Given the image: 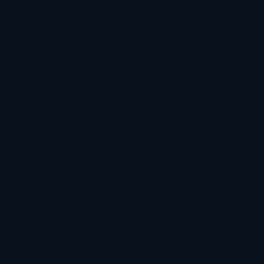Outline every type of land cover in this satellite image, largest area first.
Listing matches in <instances>:
<instances>
[{"label": "water", "instance_id": "water-1", "mask_svg": "<svg viewBox=\"0 0 264 264\" xmlns=\"http://www.w3.org/2000/svg\"><path fill=\"white\" fill-rule=\"evenodd\" d=\"M0 264H185L62 0H0Z\"/></svg>", "mask_w": 264, "mask_h": 264}]
</instances>
